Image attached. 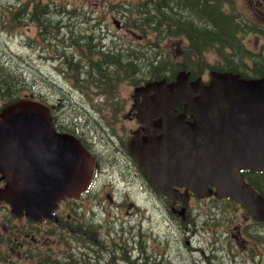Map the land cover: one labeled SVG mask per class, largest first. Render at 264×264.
Returning a JSON list of instances; mask_svg holds the SVG:
<instances>
[{
	"label": "flooded vegetation",
	"instance_id": "flooded-vegetation-1",
	"mask_svg": "<svg viewBox=\"0 0 264 264\" xmlns=\"http://www.w3.org/2000/svg\"><path fill=\"white\" fill-rule=\"evenodd\" d=\"M145 1L154 2L0 0V62L5 67L14 66L11 64L14 57L6 51V46L9 39L15 38L22 42L28 41L38 52L39 61L50 64L58 74V78L53 80L54 88L62 98L75 99L78 104H73L67 111L69 105L63 99L65 104L62 118L53 113L61 110L62 101L59 100L57 105L51 104L53 126L58 132L76 136L94 162L89 188L76 197L65 198L53 212L52 218L42 217L39 221L26 214L18 216L12 211L11 204L4 198L7 179L3 177L0 167V250H3L4 256L11 263L55 264L60 252L67 251L62 257L70 256L71 252L77 256H82L83 253L94 264H145L148 258L154 257L149 250V243H144L148 230L125 220L124 224L128 223L130 227L121 225L115 236L110 238V232L106 234L101 217H97L93 209L91 215L86 210L100 203L104 194L114 200L118 187L122 188V196L126 199L133 186L138 185V191L156 203V209L164 222L176 225L184 235L198 231V224L193 226L191 221L197 216L196 202L215 198L213 195L199 197V194L186 186H173L179 192L178 198H175L152 186L131 152L130 143L135 132L145 136L148 130V125L138 117V107L156 94L155 89L148 88L147 85L162 79L173 82L180 74L188 73L190 81L201 79L206 85L210 84L213 72L235 73L242 78L264 77V0H237V5L234 0H209L212 3L219 1L229 18L232 17L235 27L233 37L244 53L241 54L228 45L224 47L225 58L218 45L207 46L200 53L206 57L210 69L206 68L195 76L189 70H177L171 74V80L152 78L151 62L147 74L138 73L135 61L140 53L149 54L151 44L147 50H140L139 44L145 43L146 34L136 25H129L130 18L120 16L114 7L115 4L124 9L129 3ZM201 1L181 0L180 5L190 10L199 8L200 13H205L202 12L204 7L200 4ZM250 34L256 35L258 51L248 48L246 37L243 40L244 35ZM133 35L141 39L142 43L140 40L134 43ZM148 37L151 38L149 42L152 41L154 33L151 32ZM176 37L184 40L177 58L198 54L188 49L191 44L189 36ZM207 54H211L212 58L209 59ZM111 58L114 60L108 61ZM177 61L179 62L178 59ZM126 64L132 66L126 67ZM211 66H217L221 70ZM37 70L39 79L36 84L46 86L48 82L40 76L43 71L40 68ZM124 89H129L131 93L123 95ZM91 94L93 98H87ZM197 95L199 94H194ZM184 103L182 101L176 106L177 114L185 112ZM5 105L0 103V111ZM90 107L111 113L100 121L90 114ZM74 109L76 112L73 116ZM160 118L161 115L153 116L152 125ZM186 119L192 120L189 112H186ZM161 134V130H156L157 136ZM103 174L106 179L101 181L99 179ZM216 200L221 201L224 206L233 205L228 197ZM183 206H186L184 218L180 214ZM230 223L226 230L228 238L233 239V245L243 244L247 262L264 264V221L257 220L241 207L234 222L231 220ZM107 237L110 238L109 241ZM64 239L69 240V243L73 242L70 249L63 246ZM73 244L76 249H73ZM106 244L116 246V251H112L111 257L106 258L107 262ZM163 246L164 242L158 251L159 255L168 252ZM141 248L146 252L143 249L141 252ZM239 251L236 256L240 254ZM234 252L233 247L231 253Z\"/></svg>",
	"mask_w": 264,
	"mask_h": 264
},
{
	"label": "water",
	"instance_id": "water-1",
	"mask_svg": "<svg viewBox=\"0 0 264 264\" xmlns=\"http://www.w3.org/2000/svg\"><path fill=\"white\" fill-rule=\"evenodd\" d=\"M212 76L208 85L187 74L147 85L156 91L138 107L147 135L135 132L131 152L157 190L178 198L177 185L199 197L232 196L264 221V196L241 173L264 164V77ZM182 101L185 112L177 114ZM155 115L161 118L152 125ZM0 167L12 211L39 221L88 188L94 162L77 138L55 130L48 105L24 97L0 112Z\"/></svg>",
	"mask_w": 264,
	"mask_h": 264
},
{
	"label": "rangeland",
	"instance_id": "rangeland-1",
	"mask_svg": "<svg viewBox=\"0 0 264 264\" xmlns=\"http://www.w3.org/2000/svg\"><path fill=\"white\" fill-rule=\"evenodd\" d=\"M114 1L122 2L128 0ZM234 2L235 5H237V0H234ZM245 37L248 48L258 51L259 47L256 41V35H244L243 40ZM132 38L134 43H137L139 40V42L142 43L141 39L137 36L133 35ZM157 42L158 44H156ZM183 43L184 40L182 37L170 36L159 41L153 38L152 41H150L152 50L149 54L144 53L145 55H141L140 53L139 56L142 57V59H137L135 61L137 69H139L138 73L143 74L149 71L150 59L156 57L155 52L157 50H159L158 52L165 51L166 61L170 62V56L177 57L178 50L182 49L181 45ZM6 51L14 57L13 61L11 59V64L19 69L23 78H27L24 80L25 84L22 88L23 91H32L35 97L39 98V100H44L49 105H57V102L61 100V110L53 111L55 115H58L61 118L63 116L62 109L65 104L63 99L69 105L67 111L70 107L78 105L75 99L71 100L60 96V93L53 85V80L58 78L57 72L50 66V64L41 63L39 61L38 52L28 44V41L22 42L18 39L11 38L7 41ZM207 55L209 59L212 58L211 54ZM155 59L158 58L156 57ZM124 60L127 59L125 58ZM4 64L8 66L6 62ZM38 68L43 71L40 74L41 78L48 82L46 86L36 84L39 79ZM46 74L49 75V78ZM130 93L131 91L129 89H124L122 91L123 95H129ZM87 98L92 99V94ZM45 99L50 102H47ZM90 110V114L100 121L108 117L111 113L110 111H99L92 107H90ZM75 112L76 110L74 109L72 111L73 116L75 115ZM105 179L106 177H104L103 174L99 180L102 181ZM137 184H139V182H137ZM138 189V185L133 186V189L128 193L126 199H124L122 196L123 190L118 187L116 189L117 192L114 196V200H110L107 195L104 194L101 197L100 203L93 205L92 208H88L86 211H90L89 214L91 215V209H93L95 214H97L96 216L101 217V222L105 226L106 234L107 232H110V234H108V237L110 238L115 236L116 230H118L121 225L127 228L130 227L128 223L124 224L125 220L131 222V224H134L135 226L140 225L143 227V230H148L149 233L145 236L144 243H149V250L153 252L154 257L152 259L148 258L145 264L148 262L149 264H249L245 256L243 244L233 245L231 242L233 239H229L226 232L231 224L230 221L233 220L234 222L236 219L239 207H236L235 205L224 206L221 201L216 199H208L207 201L201 202L197 201L196 204H198V211H195L197 216L192 218L191 221L193 226L198 224V231L196 233L187 232L183 235L176 225L164 222V218L160 215L159 210L156 209V203L140 193ZM176 219L177 221H181L178 218ZM239 219L241 220V218ZM108 237L107 241L110 239ZM162 242H164L163 247H166L168 252L167 254L159 255L158 251L161 250ZM81 247L83 250H86L83 246ZM233 247L235 252L231 253ZM142 249L145 250L144 248H141V252ZM112 251H116V246L110 244L105 251L106 262V258L111 257ZM238 251L240 254L236 256V252L238 253Z\"/></svg>",
	"mask_w": 264,
	"mask_h": 264
},
{
	"label": "trees",
	"instance_id": "trees-1",
	"mask_svg": "<svg viewBox=\"0 0 264 264\" xmlns=\"http://www.w3.org/2000/svg\"><path fill=\"white\" fill-rule=\"evenodd\" d=\"M186 1L191 2L192 0ZM137 3H129L124 9L115 4L114 7L120 13V16L130 18L129 25H136L146 34L145 43L139 44L140 50L148 49V45H150L149 40H151L148 36L153 32L155 40L158 41L171 35H187L191 40L190 48L188 49L196 52V54L198 53L192 56L186 55L184 58L170 56L172 62H168L166 61V52H158L159 50H157L155 54L158 59H155L156 57L149 58L152 65V78H167L171 80V74L182 69L191 71L192 76H195L196 73L200 75L206 68L210 69L206 57L200 53L207 46L218 45L220 52L225 58L224 47L228 45L234 47L241 54L244 53L242 47L239 46V42L233 37V28L235 29V27L233 26L234 22L232 21V17L229 18L230 16L226 14V11L221 7L219 1L212 3L209 0H202L200 4L204 7L202 12L205 11V13H200L199 8L196 10H190L188 7L184 8L181 6L182 4L180 5L181 0H154L153 3L151 1ZM137 58L142 59L140 56ZM113 60L111 58L108 61ZM130 66L132 65L126 64V67ZM211 67L221 70L217 66ZM24 80L26 79L23 78L22 73L15 66L5 67L0 62V103L5 105L7 102L19 99L26 93H29L22 89L25 84ZM242 174L255 190L264 195V170L255 171L245 169L242 170ZM231 200L235 203L233 199ZM59 237L62 239L61 234ZM63 242V246L67 249L72 247V241L69 243V240L64 239ZM64 252L67 251L60 252V256L55 264H94L83 253L82 256H77L71 252L70 256L66 255L62 257ZM0 264L16 263H11L10 259L4 256L3 250H0Z\"/></svg>",
	"mask_w": 264,
	"mask_h": 264
},
{
	"label": "bare ground",
	"instance_id": "bare-ground-1",
	"mask_svg": "<svg viewBox=\"0 0 264 264\" xmlns=\"http://www.w3.org/2000/svg\"><path fill=\"white\" fill-rule=\"evenodd\" d=\"M72 25V24H71ZM9 103V102H8ZM74 249V248H73ZM89 259V258H88ZM90 260V259H89Z\"/></svg>",
	"mask_w": 264,
	"mask_h": 264
}]
</instances>
